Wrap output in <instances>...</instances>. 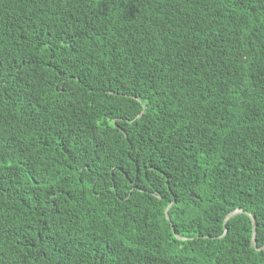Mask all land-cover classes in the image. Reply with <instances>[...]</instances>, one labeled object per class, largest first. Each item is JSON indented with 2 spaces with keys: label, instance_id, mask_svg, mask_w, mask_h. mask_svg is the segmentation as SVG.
<instances>
[{
  "label": "trees",
  "instance_id": "16d2710c",
  "mask_svg": "<svg viewBox=\"0 0 264 264\" xmlns=\"http://www.w3.org/2000/svg\"><path fill=\"white\" fill-rule=\"evenodd\" d=\"M0 264H264V0H0Z\"/></svg>",
  "mask_w": 264,
  "mask_h": 264
},
{
  "label": "water",
  "instance_id": "95a60500",
  "mask_svg": "<svg viewBox=\"0 0 264 264\" xmlns=\"http://www.w3.org/2000/svg\"><path fill=\"white\" fill-rule=\"evenodd\" d=\"M233 213H235V212H230L227 216H230ZM166 218H167V215H166ZM251 223H252V242L254 244L255 243V237H254V220H253L252 217H251ZM175 236H177V235H175Z\"/></svg>",
  "mask_w": 264,
  "mask_h": 264
}]
</instances>
